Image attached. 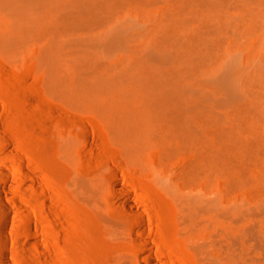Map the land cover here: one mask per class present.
Listing matches in <instances>:
<instances>
[{
    "label": "rangeland",
    "instance_id": "obj_1",
    "mask_svg": "<svg viewBox=\"0 0 264 264\" xmlns=\"http://www.w3.org/2000/svg\"><path fill=\"white\" fill-rule=\"evenodd\" d=\"M108 2L88 32L124 21L132 33L89 52L69 44L67 18L0 3V165L12 171L0 175L12 209L0 211V264H264V0ZM172 29L202 36L184 45L204 53L189 55L200 88L230 68L244 108L162 116L126 80L84 82L98 78L90 67L160 72L143 49Z\"/></svg>",
    "mask_w": 264,
    "mask_h": 264
},
{
    "label": "bare ground",
    "instance_id": "obj_2",
    "mask_svg": "<svg viewBox=\"0 0 264 264\" xmlns=\"http://www.w3.org/2000/svg\"><path fill=\"white\" fill-rule=\"evenodd\" d=\"M0 3L13 7L12 9L18 13H21L25 6V8L41 11L43 17L54 19L56 23L67 18L70 21V26L72 25V31L76 33L75 36H71L69 44L75 48H81L85 52L102 47L107 49L119 47L127 41L133 30V24L129 22L114 21L101 34L92 35L91 32H88L89 29L105 22V8L108 7V0H0ZM29 8L27 9L29 10ZM53 11H55L54 14H52ZM174 30L172 29L170 33L165 32L161 42L157 41L143 49L142 57L163 67L160 72H155L153 67L131 65L120 73L105 76L98 72L99 67H90L89 73L95 74L94 77L98 78L95 80L92 78L94 81L84 78V82L103 88L104 86H115L126 80L131 83L130 91L137 97L146 95L157 107L158 115L162 116L189 115L191 112L197 115H206L207 109L214 105L234 104L233 106L237 108L243 107L237 105L240 104L243 96L240 88L235 84L238 75L230 68L223 67L212 76L209 82L213 86V90L205 92L200 88L202 81L196 76L197 61L189 58V55L201 59L204 53L196 48L187 51L184 45L190 47L197 45L202 36L188 34L186 39H182ZM202 45L206 44L203 42ZM54 75L49 78L50 84L53 86L56 85V82L59 84L62 82L58 76ZM94 89L97 90V88ZM248 109L250 112L258 111L251 105H248ZM259 114L264 115V110ZM0 175L9 178L12 177V171L7 166L0 165ZM27 177L34 178L29 173H27ZM86 182L87 180H83V184ZM125 202L129 210L137 212L134 201L126 198ZM11 210V206L3 199L0 192L1 213L7 216ZM138 214L143 217L141 213L138 212ZM6 254L7 252L2 254L3 258L6 257ZM147 259L151 264H158L157 258L152 254L149 256L147 254Z\"/></svg>",
    "mask_w": 264,
    "mask_h": 264
}]
</instances>
